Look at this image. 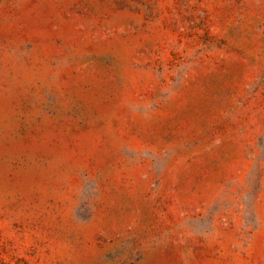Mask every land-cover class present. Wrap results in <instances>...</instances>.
I'll return each instance as SVG.
<instances>
[{
	"label": "rangeland",
	"instance_id": "obj_1",
	"mask_svg": "<svg viewBox=\"0 0 264 264\" xmlns=\"http://www.w3.org/2000/svg\"><path fill=\"white\" fill-rule=\"evenodd\" d=\"M0 264H264V0H0Z\"/></svg>",
	"mask_w": 264,
	"mask_h": 264
}]
</instances>
